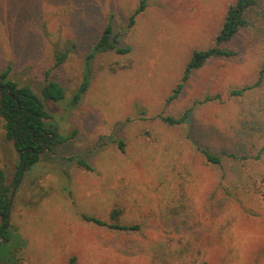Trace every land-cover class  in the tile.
<instances>
[{"label": "rangeland", "instance_id": "rangeland-1", "mask_svg": "<svg viewBox=\"0 0 264 264\" xmlns=\"http://www.w3.org/2000/svg\"><path fill=\"white\" fill-rule=\"evenodd\" d=\"M138 2L0 0V73L38 96L47 79L58 82L65 99L44 106L69 137L14 183L18 154L0 124L13 234L0 264H264V80L231 95L264 64V0L222 44L234 55L210 59L169 103L192 52L215 45L236 0H149L129 26ZM108 23L128 52L94 54L89 87L71 106ZM72 45L56 65L54 53ZM187 110L179 125L160 118ZM196 147L246 159L215 166Z\"/></svg>", "mask_w": 264, "mask_h": 264}, {"label": "trees", "instance_id": "trees-1", "mask_svg": "<svg viewBox=\"0 0 264 264\" xmlns=\"http://www.w3.org/2000/svg\"><path fill=\"white\" fill-rule=\"evenodd\" d=\"M149 0H139L138 6L133 14L129 17V26L134 24L136 15L143 12L148 5ZM253 0H236V2L229 6L220 28L219 33L215 39V45L206 50L192 52L185 68L180 82L175 86L171 95L167 99V103L174 100L181 92L184 84L189 79L190 75L205 65L210 59L228 57L234 55L222 46L231 41L240 29L248 25L246 12L249 6L252 5ZM117 41L112 31L110 23L106 24L94 46L92 53L84 59V72L82 79L70 98L69 105L75 106L81 100V97L87 91L90 83L91 75V57L97 53H105L114 50L116 53H127L128 49L115 48ZM70 48L59 50L54 53L55 64L60 65L68 58ZM264 80V64L260 67L256 82L250 87H243L231 91L232 96H241L245 91L258 87ZM65 99V92L61 85L54 80H46L40 87L39 96L29 85H19L17 82L9 78V71L5 70L0 73V124L4 135L7 139L13 141V145L17 154L22 151L21 160L18 159L17 170L14 175V183L20 179L22 171V163L25 164V170L29 171L39 159L40 151L44 144L46 150H49L53 144L61 143L69 139L68 136H60L57 133L56 126H54L50 115L46 112L44 100L53 102L63 101ZM214 98L206 97L205 101H210ZM187 110L183 116L174 118L171 116L160 117L161 120L168 125H179L183 123L188 115ZM50 134L53 135V140L50 139ZM198 151L205 157L206 161L215 166H220L226 158L234 161L245 160L241 156L233 153L220 152L214 153L208 149H201L196 147ZM257 160L260 157L255 158ZM75 162L85 169L88 166L79 158ZM10 194L11 186L7 182V176L0 159V245L9 242L13 238L10 231L9 224L10 217ZM83 219L93 222L100 227H108L113 230L121 231H135L138 226H123L118 223L106 224L104 221L95 217L83 216ZM111 220L117 221V213H111Z\"/></svg>", "mask_w": 264, "mask_h": 264}, {"label": "water", "instance_id": "water-1", "mask_svg": "<svg viewBox=\"0 0 264 264\" xmlns=\"http://www.w3.org/2000/svg\"><path fill=\"white\" fill-rule=\"evenodd\" d=\"M50 139L53 140V135H52V134H50ZM45 145H46V143L44 144L43 149H42L39 153H42L43 151L46 150ZM21 155H22V151H19V153H18V159H19V160H21ZM25 169H26V168H25V164L22 163V171H21L20 179L22 178V175H23V172L25 171ZM20 179L18 180V182L20 181ZM10 201H11V198H10ZM9 209H10V208H9Z\"/></svg>", "mask_w": 264, "mask_h": 264}]
</instances>
